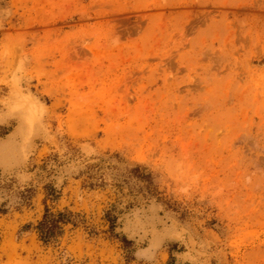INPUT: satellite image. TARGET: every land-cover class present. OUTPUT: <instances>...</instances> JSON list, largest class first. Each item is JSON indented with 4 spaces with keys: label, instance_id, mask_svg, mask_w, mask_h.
I'll return each instance as SVG.
<instances>
[{
    "label": "rangeland",
    "instance_id": "1",
    "mask_svg": "<svg viewBox=\"0 0 264 264\" xmlns=\"http://www.w3.org/2000/svg\"><path fill=\"white\" fill-rule=\"evenodd\" d=\"M1 204L0 264H264V0H0Z\"/></svg>",
    "mask_w": 264,
    "mask_h": 264
},
{
    "label": "trees",
    "instance_id": "2",
    "mask_svg": "<svg viewBox=\"0 0 264 264\" xmlns=\"http://www.w3.org/2000/svg\"><path fill=\"white\" fill-rule=\"evenodd\" d=\"M143 177H146L143 175ZM6 208L3 204L0 206V212H5ZM72 213L68 210L58 211L56 213L51 212L48 208H45L42 218L37 222L36 229L39 234V238L48 243L61 235L63 232V225L69 222H73ZM110 213H107V219L110 223V229L113 230L114 219L110 218ZM125 241V240H124Z\"/></svg>",
    "mask_w": 264,
    "mask_h": 264
}]
</instances>
